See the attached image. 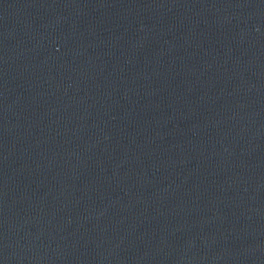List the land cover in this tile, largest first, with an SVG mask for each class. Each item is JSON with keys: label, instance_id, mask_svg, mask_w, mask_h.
Listing matches in <instances>:
<instances>
[{"label": "water", "instance_id": "water-1", "mask_svg": "<svg viewBox=\"0 0 264 264\" xmlns=\"http://www.w3.org/2000/svg\"><path fill=\"white\" fill-rule=\"evenodd\" d=\"M0 264H264V0H0Z\"/></svg>", "mask_w": 264, "mask_h": 264}]
</instances>
